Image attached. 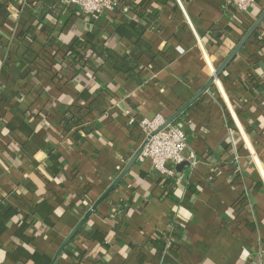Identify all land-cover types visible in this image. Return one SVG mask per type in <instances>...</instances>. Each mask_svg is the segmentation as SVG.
Returning <instances> with one entry per match:
<instances>
[{"label": "crops", "instance_id": "obj_1", "mask_svg": "<svg viewBox=\"0 0 264 264\" xmlns=\"http://www.w3.org/2000/svg\"><path fill=\"white\" fill-rule=\"evenodd\" d=\"M5 1L0 264H264V21L173 122L188 141L174 177L140 157L94 208L142 145L137 122L171 119L189 103L264 0L243 14L229 0H118L129 11L98 20L62 2L55 17L41 0ZM128 23L155 55L141 49L134 70L54 61L77 39L130 53L137 38L118 34ZM75 108L86 116L67 131ZM161 236L176 242L163 250Z\"/></svg>", "mask_w": 264, "mask_h": 264}, {"label": "built area", "instance_id": "obj_2", "mask_svg": "<svg viewBox=\"0 0 264 264\" xmlns=\"http://www.w3.org/2000/svg\"><path fill=\"white\" fill-rule=\"evenodd\" d=\"M238 13H248L255 7L258 0H229ZM67 7L78 8L85 16L92 20L100 19L108 11L121 10L128 12L129 8L122 5L118 0H61ZM136 120L129 119L130 125L135 124ZM166 119L156 116L153 119H143L138 121V125L143 133V140L148 139V143L141 155L142 158L151 161L153 169L167 179L175 175V167L186 159L188 147L187 135L181 126L171 123L164 127ZM143 141V142H144ZM167 243H174L171 240Z\"/></svg>", "mask_w": 264, "mask_h": 264}, {"label": "trees", "instance_id": "obj_3", "mask_svg": "<svg viewBox=\"0 0 264 264\" xmlns=\"http://www.w3.org/2000/svg\"><path fill=\"white\" fill-rule=\"evenodd\" d=\"M41 1H43L45 5V7L40 10L43 15L59 17L62 13L63 5L60 0ZM9 17L10 10L8 3L5 0H0V25L6 22ZM124 32L128 33L126 36L131 35V37H136L138 40L136 48L126 55H120L119 52L107 44L91 43L86 40L77 39L67 48L68 53L63 57V60L54 55V61L63 65V63L69 59L71 60V63L73 62L78 66L86 67L91 64L92 60L93 63H96L97 61L98 65H101V63H109L119 70L122 68L124 69L127 66H129L131 70H134L136 64L133 62L136 60L141 49H144L151 57L155 56L151 51V47L142 40L143 28L141 26L135 23L123 24L118 30V34L123 35ZM85 116V111L81 108H75L64 118L62 122L63 127L67 131H70L82 122ZM154 244L165 250L168 243L165 236H161V238L156 237V239H154Z\"/></svg>", "mask_w": 264, "mask_h": 264}, {"label": "water", "instance_id": "obj_4", "mask_svg": "<svg viewBox=\"0 0 264 264\" xmlns=\"http://www.w3.org/2000/svg\"><path fill=\"white\" fill-rule=\"evenodd\" d=\"M264 21V10L256 20V22L252 25V27L247 31L245 36L242 38V40L236 45V47L233 49V51L230 53V55L225 59L223 64L219 67V69L214 73V75L211 77L209 83L189 102L187 103L182 109L179 110V112L172 117L171 119H168L166 121V124L164 125L167 126L175 121V119L183 113L187 108H189L197 99H199L207 90L208 88L214 83L215 79L219 78L222 73L227 69V67L232 63V61L235 59L237 54L242 50V48L245 46V44L253 37V35L257 32L259 29L260 25ZM148 143V139H146L140 148L137 150L135 155L132 157L131 161L128 163L124 171L120 174V176L117 178L115 183L110 187V189L106 192V194L102 197L98 203H96L95 207L102 201H104L109 194L116 189V187L120 184L124 176L127 174V172L131 169V167L136 163V161L141 157L146 145ZM81 226V225H80ZM78 231V229L75 230V232L70 236L69 240L72 238V236Z\"/></svg>", "mask_w": 264, "mask_h": 264}]
</instances>
